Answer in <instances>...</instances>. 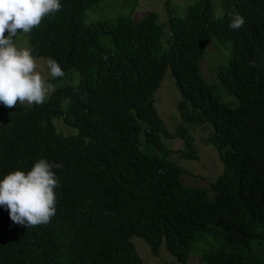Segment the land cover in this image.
Returning <instances> with one entry per match:
<instances>
[{"label":"trees","instance_id":"1","mask_svg":"<svg viewBox=\"0 0 264 264\" xmlns=\"http://www.w3.org/2000/svg\"><path fill=\"white\" fill-rule=\"evenodd\" d=\"M100 1L60 0L26 34L33 57L65 75L42 105L0 104V179L40 159L63 167L48 224H14L0 206V264H140L132 236L154 254L164 244L177 264L192 254L197 264H264V0H193L183 16L167 0V24L155 11L135 21L129 0L126 13L86 24ZM211 36L231 44L214 83L198 64ZM168 67L179 94L170 131L154 105ZM198 126L222 166L207 188L182 182L164 142L179 138L196 157Z\"/></svg>","mask_w":264,"mask_h":264},{"label":"clouds","instance_id":"2","mask_svg":"<svg viewBox=\"0 0 264 264\" xmlns=\"http://www.w3.org/2000/svg\"><path fill=\"white\" fill-rule=\"evenodd\" d=\"M60 10V0H0V104L6 108H15L17 104L42 105L49 93L54 91V85L46 83L41 71L37 70L38 64L32 50L18 48L12 38L17 33H30L40 26L45 16ZM244 25L243 16L232 14L229 24L232 30H239ZM46 67L53 78L65 75L53 59L47 60ZM62 167V163L40 159L27 173L14 170L0 179V206L7 209L14 224L35 228L51 221L56 214L55 189L59 187L53 169ZM139 238L146 242L144 238ZM138 258L142 264L141 258Z\"/></svg>","mask_w":264,"mask_h":264},{"label":"rangeland","instance_id":"3","mask_svg":"<svg viewBox=\"0 0 264 264\" xmlns=\"http://www.w3.org/2000/svg\"><path fill=\"white\" fill-rule=\"evenodd\" d=\"M167 0H133L134 10L132 16L135 21H138L144 16L147 11H155L158 13L159 23L167 24ZM218 1V0H214ZM171 7H173L179 16H183L185 7L191 4L193 0H169ZM129 0H118L115 6L111 5L110 0H101L97 6L87 12L85 23L90 22L104 17H113L114 14L126 13L131 8ZM7 35V33H5ZM213 43L209 42L205 53L199 60V67L203 77L208 82H216L217 65L221 59L228 53V47L225 46L227 43H222L215 36H211ZM13 42L18 48L27 47V37L25 33H17L16 37H13ZM231 45V44H230ZM38 64V71L44 76L46 83H51L54 88L59 85L58 81H52V78L47 70L46 57H34ZM48 97V96H47ZM46 97V98H47ZM179 98L178 90L174 86V79L170 68L166 69L165 75L161 81L159 88L154 92V105L158 115L163 119L168 130H173L177 125V116L175 115V101ZM225 101H228L231 105L237 104L238 100L233 95L227 94L223 96ZM21 105V104H18ZM28 105V104H23ZM3 115L0 114V121ZM56 128L63 132L73 131L60 120L54 119ZM193 136V148L196 157L186 158L182 151V142L179 138H164V142L167 147L172 149L174 152L170 154V158L177 162L185 171L182 175V182L187 185H196L200 187H208L217 176L222 172L221 162L218 156V152L214 146L207 145L203 142L206 137V132L199 126L192 131ZM132 243L135 245L136 252L142 260V264H177L176 257H174L165 247L161 245L158 254L154 255L151 253L150 248L146 242L139 237H132ZM188 260L192 264L198 263V254L189 255Z\"/></svg>","mask_w":264,"mask_h":264}]
</instances>
